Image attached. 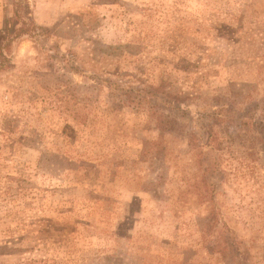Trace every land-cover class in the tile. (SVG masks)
Returning a JSON list of instances; mask_svg holds the SVG:
<instances>
[{"label": "rangeland", "instance_id": "rangeland-1", "mask_svg": "<svg viewBox=\"0 0 264 264\" xmlns=\"http://www.w3.org/2000/svg\"><path fill=\"white\" fill-rule=\"evenodd\" d=\"M4 45L0 264H264V0H0Z\"/></svg>", "mask_w": 264, "mask_h": 264}, {"label": "trees", "instance_id": "trees-1", "mask_svg": "<svg viewBox=\"0 0 264 264\" xmlns=\"http://www.w3.org/2000/svg\"><path fill=\"white\" fill-rule=\"evenodd\" d=\"M16 20V16L14 15V17L8 19L7 17H4L3 21H2V30H5L7 35H10L14 29V23ZM23 26L25 25V23L22 24ZM15 32V31H14ZM8 48V45H4L3 47H0V69H2L5 66V63L8 64V60L4 57L2 50Z\"/></svg>", "mask_w": 264, "mask_h": 264}]
</instances>
